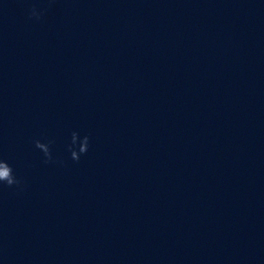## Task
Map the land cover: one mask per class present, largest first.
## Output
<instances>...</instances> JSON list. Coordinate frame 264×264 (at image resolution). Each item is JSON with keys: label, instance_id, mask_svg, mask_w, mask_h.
Listing matches in <instances>:
<instances>
[{"label": "clouds", "instance_id": "1", "mask_svg": "<svg viewBox=\"0 0 264 264\" xmlns=\"http://www.w3.org/2000/svg\"><path fill=\"white\" fill-rule=\"evenodd\" d=\"M43 15V10L38 11L35 7L30 10L29 18H35L37 20L41 19ZM35 147L39 149L44 156V162H52L53 157L51 153L50 145L53 141L48 140L47 142H42L37 139L34 141ZM90 137L88 135L80 137L79 133H71V142L68 145V151L70 152V158L73 161L79 162L82 155H85L89 150ZM0 185H6L9 188L16 187L20 188L22 185L21 179H19L15 174L12 166L3 159H0Z\"/></svg>", "mask_w": 264, "mask_h": 264}]
</instances>
